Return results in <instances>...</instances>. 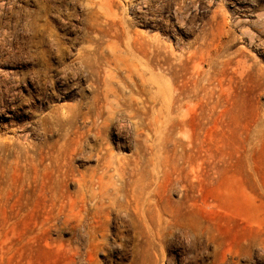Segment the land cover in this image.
Segmentation results:
<instances>
[{
    "label": "rangeland",
    "instance_id": "obj_1",
    "mask_svg": "<svg viewBox=\"0 0 264 264\" xmlns=\"http://www.w3.org/2000/svg\"><path fill=\"white\" fill-rule=\"evenodd\" d=\"M126 40L147 77L189 89L160 118L165 155L195 160L160 221L80 201L100 139L78 55ZM110 130L131 159L132 134ZM88 235H105L93 264H264V0H0V264H87Z\"/></svg>",
    "mask_w": 264,
    "mask_h": 264
},
{
    "label": "bare ground",
    "instance_id": "obj_2",
    "mask_svg": "<svg viewBox=\"0 0 264 264\" xmlns=\"http://www.w3.org/2000/svg\"><path fill=\"white\" fill-rule=\"evenodd\" d=\"M113 24L116 23L113 21ZM117 30L120 34V30ZM146 51L144 42L134 40L132 43L126 40L124 44L116 41L111 44L88 45L84 49L86 53L78 55L80 70L89 75L92 81L90 83L95 88L87 101L88 112L85 119L91 122L87 131L100 139L93 145L99 170L93 169L80 183V201L88 198L93 201L95 218L100 219L108 213L109 207L137 213L146 208L150 219L160 221L162 214L167 211V189H171L173 184L182 185L187 178L186 173L183 176L180 164L192 165L195 162L193 156L189 155H175L172 158L165 155L160 118H165L180 108L181 95L188 98L189 89L184 83L170 84V89H164L162 83L166 81L163 76L147 77L140 68L142 62H138L136 57V52L145 54ZM101 63L105 65L104 74H101ZM177 78L172 73L168 80L173 83ZM158 104L162 107H157ZM186 108L190 110L187 103ZM148 111H152V120L146 122ZM156 123L155 131L147 133ZM111 128L116 134V146H119L120 136L132 134L135 151L131 154V159L127 156L116 157L112 152L110 141L103 138L104 133ZM93 129L95 130L92 131ZM120 143V146L124 145V142ZM147 154L151 156L148 157ZM154 154L156 155L153 156ZM152 164L156 173L150 175L146 172V167ZM128 177L131 180L130 189H126ZM100 237L96 240L94 235H88L87 264H93L91 251L99 247L105 235Z\"/></svg>",
    "mask_w": 264,
    "mask_h": 264
}]
</instances>
